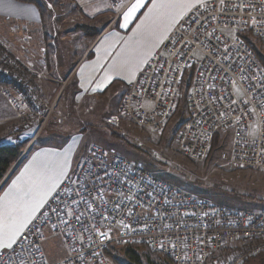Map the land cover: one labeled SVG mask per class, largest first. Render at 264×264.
<instances>
[{
	"label": "built area",
	"instance_id": "1",
	"mask_svg": "<svg viewBox=\"0 0 264 264\" xmlns=\"http://www.w3.org/2000/svg\"><path fill=\"white\" fill-rule=\"evenodd\" d=\"M134 1L114 0V7L125 2L116 19ZM249 38L264 44V0H208L207 7H192L104 124L111 131L125 126L161 134L176 115L186 81L176 151L199 162L216 137L230 135L233 166L264 172V68ZM25 91L20 101L10 95L9 105L18 117H41L42 99L30 86ZM80 194L84 203L77 206ZM65 201L73 212L60 213L67 224L50 213L57 204L64 208ZM25 232L14 253L0 255V264H116L107 255L112 244L143 247L172 264H206L213 255L233 251L223 264H243L264 252V211L197 199L122 155L90 144ZM52 239H60L66 251L56 261L45 252Z\"/></svg>",
	"mask_w": 264,
	"mask_h": 264
},
{
	"label": "rangeland",
	"instance_id": "2",
	"mask_svg": "<svg viewBox=\"0 0 264 264\" xmlns=\"http://www.w3.org/2000/svg\"><path fill=\"white\" fill-rule=\"evenodd\" d=\"M38 1L46 9L47 16L45 21L47 17L51 20L49 27H47V33L52 35L56 31L55 35L58 34V38L63 36V34L66 37L65 41L57 42V46L61 45L62 50L59 51V54L60 57L63 56L64 61L69 59V57L67 58L69 52L72 55L73 45L81 40L80 33L74 34V30L82 32L83 30L78 29V27H85L90 34L91 32L102 30L101 28L105 25V22L111 19L117 20V14L125 4L124 2L121 6L114 7V0H111V11H108L107 15H96L91 17V19L81 20L77 15L73 14L70 16L71 12H67L69 10L65 5H57L60 1L66 2L64 0ZM68 1L75 2L76 0ZM178 1H171L172 5L178 3ZM192 1L190 0V2ZM67 4L71 6V3ZM175 11L176 9L173 8V15ZM67 15L70 17L66 18ZM184 15L177 23V26L181 23ZM70 19L74 22L70 21ZM81 23H83V26H81ZM72 30L73 32H70ZM36 31L34 29V32ZM27 34L23 33L21 25L10 23V21L6 20L0 21V49L2 54L0 80L4 79L7 82L6 86H1L2 88H0V117L2 121L0 122V145L16 146L18 149L20 148L19 151L22 153L19 159L12 164L6 176L0 180V198H3L5 193L9 192V189L13 186V181H17L22 175L25 181L29 179L30 173H26V169L30 168L38 154L41 163L54 162L56 160H52L54 152L51 149L62 148V145L65 144L64 142H72L74 140L72 147L75 145L76 140L83 144L81 151L76 154L77 158H81L88 145L94 143L109 152L120 154L130 161L141 165L145 170L165 183L197 199L235 209L264 211V172L237 169L233 166L231 159L232 139L230 135L217 137L214 148H211L207 156L199 162L187 160L176 151L174 139L185 112L178 113V116L171 120L168 127L161 134H156L149 129L125 126H122L118 131H111L104 124V118L102 121V116L106 115L108 117V114L112 111L111 106L113 100H115L112 95L116 90L115 86L106 96L99 98L95 103V110L90 113L87 121L89 129L87 126L88 131L82 132L77 129V126H79L77 122L72 119L69 120L68 117L64 118V113L67 112L66 109L70 108V103H72L70 96L72 93L71 86H68L66 90L61 89L55 100V105L57 104L56 112L62 113L63 118L57 117V114L53 115L54 106L45 102L38 88L40 81L45 80L47 76L46 73L36 74L39 65H42L43 61L37 55L25 58V55L28 54L29 46V42L24 40L25 35L28 39ZM35 37H37V34H35ZM35 37L33 38L34 44L37 42ZM74 37L76 39L72 40ZM54 38L50 39L54 40ZM67 40H70L69 45L66 42ZM249 40L264 65V47L254 38H249ZM43 46L44 44H40V48H43ZM35 49L39 50L36 47ZM36 50L35 52L37 53ZM76 54H78V49ZM7 55L10 56V59H8ZM7 60L9 61L7 62ZM73 60L77 59H69V61ZM32 71L35 72L32 73ZM54 77L58 76L51 75L48 77L49 83H47V86L50 84L51 87H54L57 84L53 80L58 79H53ZM28 86L32 88L34 94L42 99L43 105L46 106L41 107L38 112L41 117H18L9 105L10 95L20 101V95H25V87L28 88ZM25 100V105L21 108L22 113H24L23 109H26L28 101L27 98ZM64 137L66 138L64 139ZM67 160L69 166L66 170H69L70 161L69 159ZM76 162H78V159ZM112 247L113 256L120 264L135 263L127 257L125 253L127 250L130 251L131 256L135 254L139 258L140 262L138 264H153L155 261L159 262V264H170V262H165L162 257L157 258L150 255L143 247L125 246L119 248L114 244H112ZM45 252L50 261L59 260L66 254L60 239L48 240L45 244ZM232 252L215 255L207 264H223L231 256ZM244 264H264V253L248 260Z\"/></svg>",
	"mask_w": 264,
	"mask_h": 264
},
{
	"label": "crops",
	"instance_id": "3",
	"mask_svg": "<svg viewBox=\"0 0 264 264\" xmlns=\"http://www.w3.org/2000/svg\"><path fill=\"white\" fill-rule=\"evenodd\" d=\"M64 1L66 2L60 1L57 5H65L69 10L67 12H71L70 16L73 14L77 15L81 20L91 19V17L96 15L105 16L109 13L108 11H111V0ZM171 1L173 0H143L142 6L137 8L126 22L124 14L129 9V6L117 20L111 19L105 22V25L101 28L102 30H98L97 33L99 34L97 36L74 30V34L80 33L81 40L73 45L72 55H70V52L67 55L69 59H77L73 61H69V59L64 61L63 56L60 57L59 54L62 48L60 44L57 46V42L65 41V35L63 34V36L58 38V34L55 35L56 31L52 35L48 34L47 27H49L51 20H48V23L44 25L45 19H43L39 9L33 4L23 3L18 0H0V21L6 20L10 21V23L21 25L23 33H28V39L26 35L25 39L23 38L26 40L25 42H29L28 54L25 55V58L37 55L43 61V64L39 65L36 74L46 73L47 76L45 80L40 81L38 88L45 102L54 106L52 114H57V117L63 118L62 113L56 112L57 104L55 105V100L62 88L66 90L68 86H71L72 93L70 96L72 103H70V108L66 109L67 112L64 113V118L68 117L69 120L72 119L77 122L79 125L77 129L87 132L89 129L88 117L91 112H94L95 103L98 99L106 96L116 86V90L112 95L115 100H113L112 111L108 116L112 115L116 111L126 87L144 69L148 60L159 50L164 40L177 26L181 17L194 7L196 2V0H193L191 2L192 6L188 7L186 11H182L181 14H176L180 11L176 9L173 15ZM135 2L131 5L135 4ZM67 3H71V6ZM70 16L67 15L66 18ZM79 19L77 20L80 21ZM70 21L74 22L72 19ZM81 26H83V23H81ZM34 29L37 31L34 32ZM70 32H73V30ZM35 34H37V37H35ZM34 37L37 40L36 44L33 43ZM46 38L50 42L52 49L50 57H48L49 61L46 59L45 46L40 48V44H44ZM50 38H54V40ZM75 39V37L72 38V40ZM69 41H66L68 45ZM35 47L39 50H36ZM77 49L78 54H76ZM34 72L32 71V73ZM51 75L58 76L53 78L58 79L53 80L57 83L54 87H51L50 84L47 86V83H49L48 77ZM65 81H67L66 84H64ZM42 82L43 84L41 85ZM33 85L35 84L33 83ZM38 88L36 87L37 90ZM71 101L69 100V102ZM105 117L107 116H102V121ZM0 122H2L1 117ZM87 126L88 129L86 128ZM73 142L74 140L72 142L67 141L64 142L65 144L62 145V148L51 149L54 152L52 160L69 159L70 169L66 170L67 176L77 163L76 160L78 159L79 162L88 148H86L81 158H77L76 154L81 151L83 144L75 140V145L71 147Z\"/></svg>",
	"mask_w": 264,
	"mask_h": 264
},
{
	"label": "snow or ice",
	"instance_id": "4",
	"mask_svg": "<svg viewBox=\"0 0 264 264\" xmlns=\"http://www.w3.org/2000/svg\"><path fill=\"white\" fill-rule=\"evenodd\" d=\"M223 2L224 0H221V3ZM142 4L143 0H136L135 4L129 7L124 14L126 22ZM207 4L208 0H196L195 2L197 10L201 6L207 7ZM191 6L190 0H179L178 3L172 5L173 8L180 10L176 14H181L182 11H186ZM253 23H256V21H253ZM68 166L66 158L57 159L47 164L41 163L38 154L30 168L26 169V173H30L29 179L25 181L22 175L17 181H13V186L9 189V192L5 193L3 198H0V255H3L6 251L14 253L15 246L27 238L25 230L37 219V212L46 204L49 195L63 182V178L67 176L66 169ZM65 187L67 188V186ZM80 195L81 199L74 201L77 206L84 203L83 194ZM64 204V208L57 204L55 208L50 209V213L55 214L58 219L67 224L68 221L63 220L60 213L64 212L65 216H70L73 215V212L67 201ZM85 207L90 209L91 205L85 204ZM43 214L41 213V215ZM48 219H51L50 215ZM76 219L79 220L80 216H76ZM124 226L127 227V225ZM56 227L54 224L53 228ZM100 235L106 236L107 234L102 232ZM38 236H43L42 229H38Z\"/></svg>",
	"mask_w": 264,
	"mask_h": 264
},
{
	"label": "trees",
	"instance_id": "5",
	"mask_svg": "<svg viewBox=\"0 0 264 264\" xmlns=\"http://www.w3.org/2000/svg\"><path fill=\"white\" fill-rule=\"evenodd\" d=\"M18 1H20V2H23V3H29V4H33L34 6H36L38 9H39V11H40V13H41V15L43 16V19H45V17L47 16V12H46V9H45V7L41 4V2H39L38 0H18ZM48 20H49V18L47 17V19H46V21H44L43 22V24L44 25H46L47 23H48ZM78 29H82L83 30V33H85V34H90L89 32H87L86 31V29L87 28H85V27H78ZM98 31H95V32H93L92 34H90V35H93V36H97V34H99V33H97ZM257 42H259L260 43V45H262L263 47H264V44H262L259 40H256ZM44 46H45V49H46V56H47V60L49 61V58L48 57H50V53H51V45H50V42L47 40V38L45 39V43H44ZM253 51L255 52V54H256V56H257V59H258V61H259V63L263 66V68H264V65H263V63L261 62V60H260V58L258 57V55H257V52H256V50L254 49V47H253ZM8 56V55H7ZM1 59H2V54H1V49H0V61H1ZM8 59H10V56H8ZM185 83H186V81H184L183 82V91H182V95H181V98L179 99V105L177 106L178 108H177V112H176V115L175 116H178V113H180L181 114V112H185V115H186V106H185V103H184V96H185V94H186V90H187V86L185 85ZM7 85V82L6 81H4V79H2V80H0V88H2L1 86H6ZM179 114V115H180ZM182 125V124H181ZM180 125V126H181ZM179 126V127H180ZM216 139H217V137L213 140V143H212V146H211V148L213 149L214 148V146H215V143H216ZM20 149V148H19ZM19 149H18V147H16V146H3V145H0V180H2L5 176H6V173L8 172V170L10 169V167L12 166V164L13 163H15L18 159H19V157H20V155L22 154L20 151H19ZM130 247H132V246H130ZM134 247H137V246H134ZM113 247H112V245L109 247V249H108V251H107V255L112 259V261L114 262V263H116V264H120L119 262H118V260L115 258V256H113V249H112ZM139 248V247H138ZM147 251V250H146ZM148 252V251H147ZM126 253V255H127V257L129 258V260L130 261H133V262H135V263H139L140 261H139V258L134 254L133 256H131V254H130V251H126L125 252ZM149 253V252H148ZM264 253V252H263ZM150 254V253H149ZM262 254V253H261ZM150 255H152V254H150ZM260 255V254H259ZM153 256H156L157 258L158 257H161V256H159V255H153ZM212 257H215V255H213V256H211L210 257V259L212 258ZM163 258V257H162ZM164 260H165V262H170V264H172V262L171 261H169L168 259H165V258H163ZM209 259V260H210ZM252 259V258H251ZM208 260V261H209ZM250 260V259H249ZM248 261V260H247ZM247 261H245L244 263H246ZM134 263V264H135ZM243 263V264H244ZM153 264H159V262H157V261H155V262H153ZM161 264H163V263H161ZM207 264V263H206Z\"/></svg>",
	"mask_w": 264,
	"mask_h": 264
}]
</instances>
